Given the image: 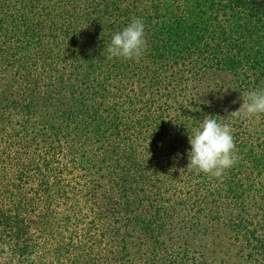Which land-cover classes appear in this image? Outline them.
I'll use <instances>...</instances> for the list:
<instances>
[{"label":"trees","instance_id":"trees-1","mask_svg":"<svg viewBox=\"0 0 264 264\" xmlns=\"http://www.w3.org/2000/svg\"><path fill=\"white\" fill-rule=\"evenodd\" d=\"M134 18L145 51L108 59ZM257 89L264 0H0V264H264ZM206 115L221 178L187 168Z\"/></svg>","mask_w":264,"mask_h":264},{"label":"clouds","instance_id":"clouds-1","mask_svg":"<svg viewBox=\"0 0 264 264\" xmlns=\"http://www.w3.org/2000/svg\"><path fill=\"white\" fill-rule=\"evenodd\" d=\"M146 46L145 23L141 18H134L112 36L107 45V58H139ZM242 98L243 103L238 110L245 117L264 114V89L242 93ZM189 143L187 168L197 172L221 178L238 160L231 126L213 115H206L200 125L189 133Z\"/></svg>","mask_w":264,"mask_h":264},{"label":"rangeland","instance_id":"rangeland-1","mask_svg":"<svg viewBox=\"0 0 264 264\" xmlns=\"http://www.w3.org/2000/svg\"><path fill=\"white\" fill-rule=\"evenodd\" d=\"M221 231V233L217 236V238L215 239V237H211L210 238V244L208 245V247H209V250H213V249H215V246H214V243L213 242H215V240L216 241H222L223 239H226V237H227V235H226V233H225V231L224 230H220ZM218 251H224V250H226V249H221V248H218L217 249ZM218 256V258L219 257H222L223 256V254L222 253H220L219 255H217Z\"/></svg>","mask_w":264,"mask_h":264}]
</instances>
